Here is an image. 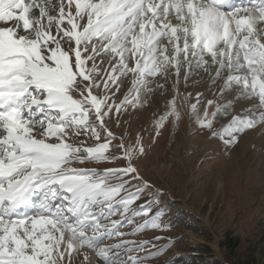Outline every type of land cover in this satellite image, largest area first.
<instances>
[{
	"label": "snow or ice",
	"instance_id": "6c2138e0",
	"mask_svg": "<svg viewBox=\"0 0 264 264\" xmlns=\"http://www.w3.org/2000/svg\"><path fill=\"white\" fill-rule=\"evenodd\" d=\"M196 70L218 89L216 100H226L197 93L190 118L200 129L230 146L264 124V0H0V264L158 257L165 249L154 241L164 237L124 239L163 226L162 210L150 215L160 190L136 166L146 154L142 138L126 143L106 118L146 102L155 79L174 74L177 87ZM129 76L132 87L117 104ZM177 98L155 122L156 135L170 116L181 119ZM240 100L254 103L215 130L217 115ZM81 135L97 143L72 142ZM87 161L123 166H73ZM145 191L151 200L133 208ZM137 216L143 223L132 233L120 230Z\"/></svg>",
	"mask_w": 264,
	"mask_h": 264
},
{
	"label": "rangeland",
	"instance_id": "374dc122",
	"mask_svg": "<svg viewBox=\"0 0 264 264\" xmlns=\"http://www.w3.org/2000/svg\"><path fill=\"white\" fill-rule=\"evenodd\" d=\"M174 84V74L166 83L157 78L150 85L152 92L146 102L136 107L128 105L126 111L122 109L119 113L113 111L111 118H106L108 128L126 143L134 144L138 137L142 138L146 154L136 161V166L144 179L160 190L159 203L153 205L150 215L158 209L164 213L161 229H145L124 239L164 237L154 243L165 250L147 264H264V124L245 130L238 142L226 146L206 129H200L194 116L190 118L197 93L204 94L205 102L216 100L214 94L218 95V89L209 86L208 75L196 70L187 82L181 75L178 86ZM131 87V76L124 78L114 102L119 104ZM183 96L188 97L187 101ZM141 97L144 99L143 93ZM174 97H178L181 119L176 122L170 116L156 135L155 122L170 110ZM216 102L223 105L226 100ZM253 103L240 100L227 115L218 114L213 121L215 130L220 131L232 116L244 115V110ZM215 109L214 103L208 111ZM200 114L203 115L202 109ZM80 140L87 146L97 143L94 138L83 135L72 142ZM112 143L118 144L119 139ZM73 166L116 168L123 166V161H87ZM151 198V192L145 191L132 207L143 205ZM143 219L137 216L132 225L125 223L120 230L132 233L135 224L143 223ZM118 239L113 237L105 242L115 243ZM150 250L151 247L145 249ZM82 259V255L77 257L75 264Z\"/></svg>",
	"mask_w": 264,
	"mask_h": 264
},
{
	"label": "bare ground",
	"instance_id": "6f19581e",
	"mask_svg": "<svg viewBox=\"0 0 264 264\" xmlns=\"http://www.w3.org/2000/svg\"><path fill=\"white\" fill-rule=\"evenodd\" d=\"M259 131H260V127L258 126L257 132H259Z\"/></svg>",
	"mask_w": 264,
	"mask_h": 264
}]
</instances>
